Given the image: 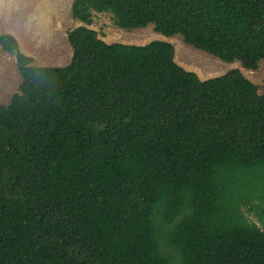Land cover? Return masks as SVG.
Wrapping results in <instances>:
<instances>
[{
	"label": "trees",
	"instance_id": "obj_1",
	"mask_svg": "<svg viewBox=\"0 0 264 264\" xmlns=\"http://www.w3.org/2000/svg\"><path fill=\"white\" fill-rule=\"evenodd\" d=\"M97 13L264 68V0H73L63 66L0 34L21 76L0 104V264H264V93L237 68L201 80L164 40L107 43Z\"/></svg>",
	"mask_w": 264,
	"mask_h": 264
},
{
	"label": "rangeland",
	"instance_id": "obj_2",
	"mask_svg": "<svg viewBox=\"0 0 264 264\" xmlns=\"http://www.w3.org/2000/svg\"><path fill=\"white\" fill-rule=\"evenodd\" d=\"M73 0H0V34L16 38L19 51L32 57L34 65L63 66L69 63L72 47L67 40L68 30L81 23L72 18ZM105 42L145 44L164 40L173 45L174 60L183 68L193 71L203 80L237 68L264 93V68L246 69L239 61H223L184 42L178 34L165 36L153 29L152 24L142 28L122 29L113 24L110 14H95L89 26ZM21 76L16 58L0 47V104H7L18 92ZM247 218L260 227L257 218L246 213ZM105 260H109L108 257Z\"/></svg>",
	"mask_w": 264,
	"mask_h": 264
},
{
	"label": "crops",
	"instance_id": "obj_3",
	"mask_svg": "<svg viewBox=\"0 0 264 264\" xmlns=\"http://www.w3.org/2000/svg\"><path fill=\"white\" fill-rule=\"evenodd\" d=\"M28 55V54H27Z\"/></svg>",
	"mask_w": 264,
	"mask_h": 264
}]
</instances>
